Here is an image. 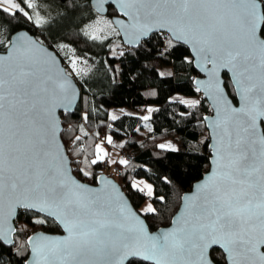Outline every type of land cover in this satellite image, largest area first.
Listing matches in <instances>:
<instances>
[{"label": "snow or ice", "instance_id": "6c2138e0", "mask_svg": "<svg viewBox=\"0 0 264 264\" xmlns=\"http://www.w3.org/2000/svg\"><path fill=\"white\" fill-rule=\"evenodd\" d=\"M59 2L80 13L77 36L93 42L106 39L104 28L115 23L130 45L160 32L165 51L187 46L192 56L185 55L184 62L195 63L205 76L193 81L195 91L212 101L214 116L202 119L212 132L213 167L194 193L183 197L171 227L158 232L150 230L148 218L163 216L155 202L166 204L167 199L151 183L132 181L131 190L147 197L136 212L107 180L103 183L111 191L75 179L72 167L92 178L93 166L127 167L129 160L109 159L104 144L117 146L111 135L92 148L83 126L66 145L57 142L61 122L55 111L71 114L77 99L65 72L79 76L87 61L65 37L67 25L44 14L45 9L51 13L54 0H0V13L11 21L23 17L35 30L0 17V244L15 247L17 234L23 233L30 264H220L212 255L217 246L223 264H264V0ZM108 7L127 22L109 20ZM67 12L66 7L57 16L65 20ZM66 49L72 53L67 69L58 65ZM222 72L228 74L227 85ZM179 103L194 110L201 100ZM147 111L141 120H150L156 109ZM82 119L88 121L89 115ZM108 119L119 117L109 113ZM157 147L179 151L172 143ZM164 182L171 183L167 177ZM20 216L28 220L18 228ZM49 223L66 235L28 234L32 226Z\"/></svg>", "mask_w": 264, "mask_h": 264}, {"label": "trees", "instance_id": "16d2710c", "mask_svg": "<svg viewBox=\"0 0 264 264\" xmlns=\"http://www.w3.org/2000/svg\"><path fill=\"white\" fill-rule=\"evenodd\" d=\"M66 7L67 18L60 20L57 12H63ZM44 14L56 17L57 23L67 25L64 30L65 37L76 48V55L87 61L80 66L83 69L81 75L70 74L80 88L81 97L71 114L59 115L62 129L60 139L62 137L63 144H67L69 136L79 135L78 129L83 126L88 132L85 139L92 148L100 138L111 135L117 145L114 148L117 151L125 150L131 157L127 167L116 164L117 172L111 171L107 174L99 164L91 168L92 178L81 176L75 167L71 168L73 175L88 184H94L96 176L100 173L111 176L137 212L147 197L133 192L130 185L133 180L145 179L153 185L158 196H165L167 199L166 204L155 202V206L163 211V216L148 218L150 230L167 226L170 217L177 211L180 195L189 190L191 184L197 181L209 166L208 132L202 117L210 111L207 102L192 87L193 77L197 73L183 60L185 55L189 56L188 48L177 44L170 51H165L167 41L160 32L149 35L134 49L122 45L117 31L114 36L93 42L82 35L77 36L76 24L80 22L81 15L74 14L70 6L60 5L59 0H54L50 14L47 9ZM83 15L87 17V13ZM106 15L108 18L114 15L111 7H108ZM0 17L20 28L35 31L23 17H20L19 21H11L3 13H0ZM120 52L124 55L120 56ZM70 55L72 53L67 49L58 55L65 69L70 63L67 59ZM69 71L70 69L66 72L69 74ZM160 72H172L173 75L161 77ZM222 75L227 85L228 77L226 73ZM228 91L230 94L233 92L231 88ZM180 99H199L201 105L194 110L188 109L179 103ZM149 107L156 111L151 113L150 120H141L139 117L149 115ZM189 112L193 115H183ZM84 113L89 115L88 121L82 119ZM109 113L119 119L109 120ZM109 124L112 125L111 129L108 128ZM69 125L72 126L71 129ZM167 142L172 143L179 151L164 152L157 147L158 144ZM120 144L124 147L120 148ZM165 177L171 183L166 184ZM27 220L28 217L20 216L16 226L19 228L20 224ZM38 229L51 233L60 231L58 226L49 223L32 226L29 233ZM25 238L23 233H18L15 247L0 244V264L24 263L27 256ZM219 252L214 249L212 255L223 264Z\"/></svg>", "mask_w": 264, "mask_h": 264}, {"label": "water", "instance_id": "95a60500", "mask_svg": "<svg viewBox=\"0 0 264 264\" xmlns=\"http://www.w3.org/2000/svg\"><path fill=\"white\" fill-rule=\"evenodd\" d=\"M93 4H95V0H93ZM107 10H108V8H107ZM110 20H113V21L120 20V21L125 22V23L127 22V21H126V18H124V17H122V16H116V15L111 16V17H110ZM112 26H113V28L116 29V31H117V33H118V25H116V24L114 23ZM153 33H158V32H153ZM153 33H151V34H153ZM151 34H149V35H151ZM149 35H148V36H149ZM118 36H119V39H121V43H122V45H123L124 47H128V48H131V49L136 48L137 45H138L141 41L146 40L147 37H148V36H147V37L142 38L137 44H132V45H130V44L128 43V38L125 36V34H124L123 31H119ZM184 46H185V45H184ZM185 47H187V46H185ZM188 51H189V56H192L191 51H190L189 49H188ZM58 65H59V67H61V68H65L64 65H63V63L61 64L59 57H58ZM191 66L195 69V71H196V73H197V75L193 77V81H194V80H197V79H199V80H203V79H205L204 74L200 71V69H199L198 67H196L195 63H193ZM223 73H226V72H222V74H223ZM65 75H67L68 78H69V80L72 81L73 86L75 87V89H76V91H77V99H76L75 104L73 105V110H72V112H73V111L75 110L76 104L79 102L80 97H81V95H80V88H79L78 84H76L74 78H73L70 74H68L67 72H65ZM226 77H228V74H227V73H226ZM193 81H192V87L195 89V84L193 83ZM199 94H200L201 98L207 102V105H208V107H209V111H210V113H209V114H205V116H208V117L212 118V117L214 116V113H213V111H212V101H211L209 98L204 97V96H203V93H199ZM236 106H239V105L237 104ZM61 113H62V114L65 113L63 109H59V108L56 109V111H55V115H56L58 118H59V115H60ZM203 117H204V116H203ZM203 117H202V118H203ZM59 119H60V118H59ZM202 122H203V119H202ZM204 125H205V129H206V131L208 132V142H207V143H208V151H209V154H210L209 159H208V165H209V166H208V170H207L205 173H203V174L201 175V177H200L199 179H197V181H195V182H193V183L191 184L189 190H187L186 192H183V193L180 195V198H179V199H180V202H179V205H178V207H177V209H176L177 211H176V212L170 217V220H169L170 222L167 224V226L157 227L155 230H152V232H158V230H160V229H162V228L171 227V220H172V217L175 216L177 213H179V212L182 210L183 197H185V195H192V194L194 193V190H195L196 185H197L198 183H200L201 181H203V180L206 178V174H207V173L211 170V168L213 167V165H212V163H211L212 149H211V147H210L211 144H212V132H211V130L208 128V126H207V124H206L205 122H204ZM61 131H62V129H61ZM57 142L63 144L62 140L60 139V136H58V138H57ZM70 172H71V175H72L75 179H77V178L73 175L71 169H70ZM77 180H79V179H77ZM105 180H107V181L109 182V185H114V186L116 187V189L119 191V193H120L121 195H123V196L126 198L125 202L129 205V207H131V208L133 209V207H132L130 201H128V198H127L125 192H124L123 190H121L119 184H118V183L116 182V180H114L111 176L109 177V176L106 175L105 173H100L98 176H96V178H95V180H94V181H95L94 184H92V183H89V184H88V183H86V182H83V181H80V180H79V181H80L81 183L85 184L86 186H89V187H91V188H93V189H97V190H99V189H106V190H108V191H111L110 187L106 186V185L103 183V181H105ZM134 210H135V209H134ZM135 211H136V210H135ZM136 212H137V211H136ZM56 226H57V225H56ZM59 229H60L59 233L45 232V231H43V230H41V229H38L36 232L45 233V234H48L49 236H52V237H55V238H59V237H62V236H64V235H66V233H64V231H63L62 228H59ZM29 234H31V233H29ZM25 240H26V238H25ZM3 245H4V246H5V245H6V246H11V245H8V244H3ZM25 245H26V244H25ZM26 247H27V246H26ZM215 249H217L218 251H220L219 248H218V246H217ZM27 256H29V264H30V253H29V252H27ZM130 259H135V258H130ZM126 263H127V262H126ZM23 264H24V263H23Z\"/></svg>", "mask_w": 264, "mask_h": 264}, {"label": "rangeland", "instance_id": "374dc122", "mask_svg": "<svg viewBox=\"0 0 264 264\" xmlns=\"http://www.w3.org/2000/svg\"><path fill=\"white\" fill-rule=\"evenodd\" d=\"M108 18V17H107ZM109 20H110V18H108ZM115 33H116V29L115 28H113V26L112 27H110V28H104V34L106 35V36H114L115 35ZM102 38H103V36H102ZM81 66V65H80ZM69 73H70V71H69ZM113 112V111H112ZM144 128H147V127H144ZM98 142H100V140H98ZM168 143V142H167ZM104 146L106 147V149L109 151V153H110V157H109V159H111V160H120L119 158H118V154H117V149L116 148H114L113 146H111V145H107V144H104ZM111 173V171L110 172H108L107 174H110ZM144 181H146L145 179H143ZM139 181V180H138ZM147 182V181H146ZM146 202H147V200H145L144 201V203L138 208V211L140 212V210L145 206V204H146Z\"/></svg>", "mask_w": 264, "mask_h": 264}, {"label": "built area", "instance_id": "2783aa9c", "mask_svg": "<svg viewBox=\"0 0 264 264\" xmlns=\"http://www.w3.org/2000/svg\"><path fill=\"white\" fill-rule=\"evenodd\" d=\"M117 154H118L119 159L123 158V159H128L129 161L131 160L130 155L125 150L120 149L118 150ZM101 166H102V170L107 171V172H110V171L117 172L118 171L116 164H112V165L101 164Z\"/></svg>", "mask_w": 264, "mask_h": 264}]
</instances>
